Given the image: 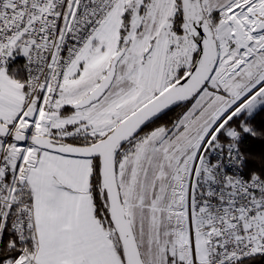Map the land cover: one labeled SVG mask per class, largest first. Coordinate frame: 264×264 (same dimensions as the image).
I'll use <instances>...</instances> for the list:
<instances>
[{
  "label": "snow or ice",
  "instance_id": "snow-or-ice-1",
  "mask_svg": "<svg viewBox=\"0 0 264 264\" xmlns=\"http://www.w3.org/2000/svg\"><path fill=\"white\" fill-rule=\"evenodd\" d=\"M0 264H264V0H0Z\"/></svg>",
  "mask_w": 264,
  "mask_h": 264
}]
</instances>
